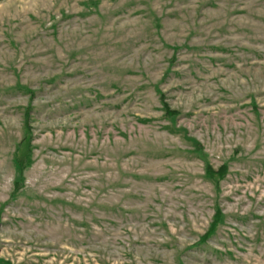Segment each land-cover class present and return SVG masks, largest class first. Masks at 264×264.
Returning <instances> with one entry per match:
<instances>
[{
  "label": "rangeland",
  "instance_id": "1",
  "mask_svg": "<svg viewBox=\"0 0 264 264\" xmlns=\"http://www.w3.org/2000/svg\"><path fill=\"white\" fill-rule=\"evenodd\" d=\"M0 264H264V0H0Z\"/></svg>",
  "mask_w": 264,
  "mask_h": 264
},
{
  "label": "trees",
  "instance_id": "2",
  "mask_svg": "<svg viewBox=\"0 0 264 264\" xmlns=\"http://www.w3.org/2000/svg\"><path fill=\"white\" fill-rule=\"evenodd\" d=\"M163 107L165 109V116H167L168 118H172V115L175 114V112H171L167 109V106L163 104ZM25 120H26V116H25ZM27 128H26V123H25V138L27 137ZM23 155L21 154V152L19 150L16 151V155H15V162L16 165L18 166V168L22 169L23 168ZM226 173V168L225 166H222L221 168H219L218 170L214 171L209 165H205V178H207L209 181L218 184L219 180L223 178L224 174ZM220 220V212L219 209H215V213L212 219L211 224L209 225V229L207 230L206 234H204L202 236V240L210 237L216 228V224L219 222Z\"/></svg>",
  "mask_w": 264,
  "mask_h": 264
}]
</instances>
